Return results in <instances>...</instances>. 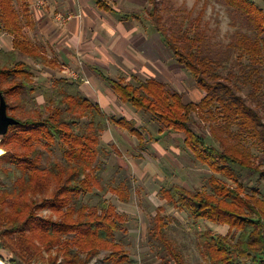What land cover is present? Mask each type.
I'll list each match as a JSON object with an SVG mask.
<instances>
[{
  "label": "trees",
  "instance_id": "16d2710c",
  "mask_svg": "<svg viewBox=\"0 0 264 264\" xmlns=\"http://www.w3.org/2000/svg\"><path fill=\"white\" fill-rule=\"evenodd\" d=\"M144 1L151 6L142 14L144 21L193 78L201 99L185 103L181 94L156 79H135V85L103 80L119 102L152 116L161 130L182 135L186 149L211 173L208 192L177 185L160 191L167 205L185 210L194 223L227 227L226 235L209 229L197 233L208 264H264V166L247 146L250 142L264 156V11L250 0H195L185 14L174 0ZM96 4L110 10L100 0ZM215 6L224 9L232 29L226 43L213 40L203 21L207 8ZM23 27L14 1L0 0V33L12 37V49H0V96L7 115L17 121L0 137V260L87 264L105 251V264H132L116 240V234H126L124 217L101 197L95 205L82 204L79 198L102 190L106 162L99 160L98 147L110 125L135 137L140 149L146 146L144 129L134 120L108 117L82 94L79 81L59 78L47 87L36 86L34 71L23 59L49 68L57 65L37 51ZM35 91L42 103L24 112ZM192 115L207 124L216 147L190 128ZM54 148L60 160L44 166ZM108 156L104 154L105 161ZM42 210L51 215L43 217L38 213ZM156 217L166 254L174 264H184L165 239L158 213ZM4 252L12 257L4 259Z\"/></svg>",
  "mask_w": 264,
  "mask_h": 264
},
{
  "label": "rangeland",
  "instance_id": "374dc122",
  "mask_svg": "<svg viewBox=\"0 0 264 264\" xmlns=\"http://www.w3.org/2000/svg\"><path fill=\"white\" fill-rule=\"evenodd\" d=\"M250 1L264 11V0ZM174 2L175 7L181 9L185 14L194 7L195 0H174ZM142 3L144 5L139 8L140 12L143 13L151 9L148 3L143 0ZM200 6L201 3L195 7L192 14L193 18ZM216 20H218V25ZM203 21L208 22L209 35L213 37V40L227 42V36L232 29L228 26V19L223 8L219 6H215L214 9L208 7ZM216 26L217 31L212 32ZM0 37L5 39L3 38L5 36L0 35ZM2 45L0 42V48L4 47ZM155 48H157L156 57H158L159 63H163L166 67L162 74L155 73V77L162 81L168 90L181 94L185 103H197L201 99V92L196 87L193 78L175 63L171 52L157 39ZM168 65H170L169 70ZM33 68L35 69L34 66ZM34 69L35 79L41 77L38 74L42 71L50 73L47 78H50L52 74L54 75L44 68H40L42 70ZM52 80L51 78L49 82ZM245 93L246 90L243 91V94ZM27 101L28 103L24 108V112L27 113L34 111L42 103L37 91L30 94ZM130 109L132 112L134 111L132 108ZM133 113L137 122L136 127L144 129L142 134L146 146L140 149L135 137L125 130L110 125L109 131L101 135V142L98 147L99 160L106 162V169L100 180V188L104 192L101 189H93L92 193L81 196L79 202L95 205L101 197L124 217L126 234H116V240L127 251L132 264H174L158 239L160 231L157 230V213L162 219V231L165 239L181 255L184 264H208L200 253L197 233L209 229L215 234L226 235L227 227L203 220L194 223L185 210L167 205L161 198L160 191L177 185L190 191L208 192L207 181L211 173L205 166L197 162L186 149L182 135L161 130L159 123L150 115L136 111ZM127 115L129 114L127 113ZM14 116L21 119L25 118L23 114ZM190 128L194 132L204 135L209 144L217 146L215 142L209 139L207 124L196 115L191 117ZM247 146L251 153L257 157L258 163L264 166V156L259 153V150L250 142ZM115 149L120 153V156L115 153ZM105 153H109L106 161L104 160ZM47 157L44 166L59 161L60 153L54 148L53 153ZM118 192L122 193L123 199L120 198ZM38 213L43 217L51 215L48 210H42ZM53 218L56 217L53 216ZM52 255L55 253L53 252ZM106 255L107 252L102 251L97 256L92 257L87 264H105ZM44 256L46 257V254ZM2 257L8 260L12 256L4 252ZM80 258L84 259L85 256L80 255ZM0 261L3 264H8V261ZM58 263H61V258L58 259ZM32 264H42V262L36 260Z\"/></svg>",
  "mask_w": 264,
  "mask_h": 264
},
{
  "label": "crops",
  "instance_id": "0c3cea01",
  "mask_svg": "<svg viewBox=\"0 0 264 264\" xmlns=\"http://www.w3.org/2000/svg\"><path fill=\"white\" fill-rule=\"evenodd\" d=\"M13 1L24 24L25 37L57 65L49 68L24 58L32 69L34 66V70L44 68L54 73L50 78L48 71L40 72L39 79L34 75L36 86L47 87L59 78L79 81L82 94L98 104L108 117L136 122L134 111L117 100L103 77L122 79L132 85L135 79L160 81L155 73L162 74L166 68L156 57L155 41L160 38L144 21V12L139 10L144 5L142 0H100L110 10L99 8L97 0ZM0 35L5 36L0 37L4 46L0 49L10 51L12 37Z\"/></svg>",
  "mask_w": 264,
  "mask_h": 264
},
{
  "label": "water",
  "instance_id": "95a60500",
  "mask_svg": "<svg viewBox=\"0 0 264 264\" xmlns=\"http://www.w3.org/2000/svg\"><path fill=\"white\" fill-rule=\"evenodd\" d=\"M15 124H17V121L7 115L5 101L3 97L0 96V137L5 135L9 126Z\"/></svg>",
  "mask_w": 264,
  "mask_h": 264
},
{
  "label": "bare ground",
  "instance_id": "6f19581e",
  "mask_svg": "<svg viewBox=\"0 0 264 264\" xmlns=\"http://www.w3.org/2000/svg\"><path fill=\"white\" fill-rule=\"evenodd\" d=\"M2 154H3V151L0 149V157H1Z\"/></svg>",
  "mask_w": 264,
  "mask_h": 264
}]
</instances>
